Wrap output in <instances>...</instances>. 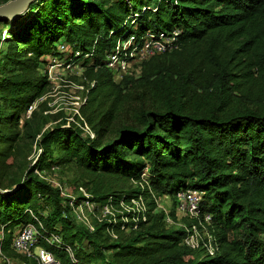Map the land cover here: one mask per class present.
I'll return each instance as SVG.
<instances>
[{
	"label": "trees",
	"instance_id": "16d2710c",
	"mask_svg": "<svg viewBox=\"0 0 264 264\" xmlns=\"http://www.w3.org/2000/svg\"><path fill=\"white\" fill-rule=\"evenodd\" d=\"M1 25L8 27L6 41L0 39L6 51L0 52L10 69L0 76V101L8 109L3 115L0 107L3 125L18 123L46 87L43 77H29L23 67L36 70L45 57L62 60V45L72 51L68 62L88 67L92 60L88 74L112 77L105 63L117 43L142 46L147 37L178 33L177 49L150 60L137 81L130 79L151 86L161 97L160 109H141L112 137L102 129L91 139L78 128L56 127L37 140L34 119L25 122V140L37 141L42 154L23 179L0 187L1 257L38 264L12 247L17 227L37 218L40 246L61 264H264V102L231 111L225 100L247 84L258 87L257 100L264 98V0H36ZM199 91L215 94L217 103L187 106ZM9 138L15 141L0 134V140ZM71 163L95 176L144 184L94 190L90 201L102 205L199 192L201 213L212 217L217 254L184 246L187 231L167 227L155 199L145 213L130 215V223L119 216L92 232L81 227L60 191L35 173ZM123 226L137 227L134 236L112 241ZM52 235L62 243L49 244Z\"/></svg>",
	"mask_w": 264,
	"mask_h": 264
},
{
	"label": "rangeland",
	"instance_id": "374dc122",
	"mask_svg": "<svg viewBox=\"0 0 264 264\" xmlns=\"http://www.w3.org/2000/svg\"><path fill=\"white\" fill-rule=\"evenodd\" d=\"M7 30V25L0 26V39L2 42L6 41L4 37ZM155 40L147 37L144 40V47L138 49L137 45L131 40L122 42L121 46L117 43V47L121 48L119 59L111 57L105 63V67L112 77L98 78L95 73L88 74L87 71L92 64V60L88 63V67H85L86 63L83 62L78 64L68 62L72 51L65 44L60 47V50L65 52L62 60L45 57L44 62L36 70L26 71L24 68L27 67H23V71L27 76L43 77L47 82L45 89L35 102L21 112L18 123L13 122L12 125L0 124V134L4 133L13 136V139L15 138V141L10 138L9 141L6 139L0 140V187L10 186L18 179H23L26 171L36 166L40 159L42 150L37 141L28 143L24 138L25 122L27 121L34 119L36 127L41 131L37 140L40 139L42 134L56 127H75L83 131L86 136H89L87 128L94 135L95 129H102L108 132V138H110L118 127L124 124H132L134 116L141 109H160L162 105L161 97L151 86L147 84L136 85L130 82V79L137 81L141 78L145 66L150 60L163 57L174 50L171 37L162 38L160 46ZM0 51H6L5 44H0ZM131 52L133 54H130ZM128 56H132V58L127 60ZM3 57L0 52L1 77L4 73H6L5 76L10 73L9 67H4ZM76 57L74 61L78 59L79 55L76 54ZM257 89L258 87H252L250 84L243 85L240 87V92L226 98L225 100L228 102V106L230 105L231 111L262 106L264 98L256 99ZM195 100H198V102H195ZM216 103L217 97L215 94H205L199 91L195 95L194 101L187 102V106L204 109L208 104ZM0 107L3 110L2 114L5 115L8 112L5 103L0 101ZM35 173L60 191L65 205L72 208L74 204V210H72L74 221L88 231H90L89 226L95 228L96 225L102 222L117 223L120 221V219L118 220L119 216L122 217L121 221L123 223H130L131 221L130 218L123 220L126 211L122 208H117V213L114 216L106 215L99 207L90 211L85 202L93 198L94 190L111 188L126 191L138 187L144 189V184L116 179L111 176L92 175L78 167L76 163L46 168L43 171H35ZM143 199L147 208L148 202L155 198L151 196V198ZM78 200H80L79 205L81 204L85 213V222L77 219L75 208ZM39 201L42 205L45 204L41 198ZM155 201L157 205L156 213H164L171 217L174 222V224H167V227L184 229L192 222L188 217V213L178 208L179 205L175 200V196L156 197ZM96 204L102 205L100 203ZM49 211V208H47V212ZM134 221L135 223L138 222V220ZM17 228L20 229L21 226ZM136 229L137 227L133 229L122 227L119 233H115L118 239L111 236V240H127L134 236ZM7 259L11 261V264H28L18 257H8ZM0 264H6L5 258L1 255Z\"/></svg>",
	"mask_w": 264,
	"mask_h": 264
},
{
	"label": "built area",
	"instance_id": "2783aa9c",
	"mask_svg": "<svg viewBox=\"0 0 264 264\" xmlns=\"http://www.w3.org/2000/svg\"><path fill=\"white\" fill-rule=\"evenodd\" d=\"M177 34L178 33L175 32L173 33L172 36H169L172 39V44L174 46V49L178 48L176 44V38L174 36ZM165 37L167 36L160 35L159 38H154V39H156L155 41L160 46L162 42L161 39ZM131 42L133 41L131 40ZM119 44L121 46L122 43ZM143 47H144V43L142 44V46L137 45V49ZM117 48L115 54L109 56V58L113 57L114 59H119L120 57L119 51L121 48L120 47ZM130 54L133 53L131 52ZM130 58H132V56L131 57L129 56V59ZM129 59L127 58V60ZM87 134L91 139L95 138V135L92 133V131L89 130V128H87ZM143 200L144 199L141 197L138 199H132L130 202L121 201L119 206H115L110 203L106 205H98L96 203H91L90 201H86L85 204L89 207L90 211L99 207L104 211L106 215H111V216H114V214L117 213V208L118 209L122 208L126 211V215L123 216V220H128L131 217L130 215L145 213L147 211V208ZM175 200L179 205L178 208L182 211H186L188 213V217L193 222L191 227L188 226L184 228L187 231L188 235L184 239L183 245L192 250L202 249L205 251L206 256L214 257L217 254L219 247L215 236L209 230V227L211 226L212 223L211 215L201 213L200 210L201 194L199 192L192 190H181L175 195ZM72 206H73L72 210H74V204ZM91 206H95V207H91ZM75 212L77 214V219L82 222H85L84 220L86 219V217L81 204L76 206ZM35 219L38 223L36 224L31 223L24 227H21L20 229H17L13 240V245H12L13 249L17 253L26 256L29 259L35 260L38 264H61L54 254L49 252L46 248L40 246L39 244L41 238L40 228H42V224L39 222L37 218ZM166 223L174 224L172 218L167 215H166ZM89 230L91 232L94 231V227L89 226ZM203 235H205V237H203ZM113 237L117 238L116 235H113ZM47 241L49 244H53V245H60L62 243L61 237L59 235H52L51 238L47 239ZM67 251L71 255H73L70 248H67ZM4 258L6 264H11V261L9 259H7L6 257Z\"/></svg>",
	"mask_w": 264,
	"mask_h": 264
},
{
	"label": "water",
	"instance_id": "95a60500",
	"mask_svg": "<svg viewBox=\"0 0 264 264\" xmlns=\"http://www.w3.org/2000/svg\"><path fill=\"white\" fill-rule=\"evenodd\" d=\"M36 0H12L0 6V25L25 13Z\"/></svg>",
	"mask_w": 264,
	"mask_h": 264
}]
</instances>
